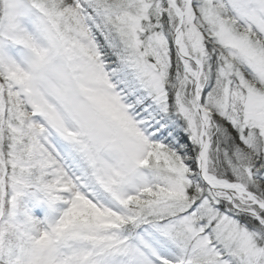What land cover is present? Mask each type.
<instances>
[{
    "label": "snow or ice",
    "instance_id": "obj_1",
    "mask_svg": "<svg viewBox=\"0 0 264 264\" xmlns=\"http://www.w3.org/2000/svg\"><path fill=\"white\" fill-rule=\"evenodd\" d=\"M0 264H264V0H0Z\"/></svg>",
    "mask_w": 264,
    "mask_h": 264
}]
</instances>
